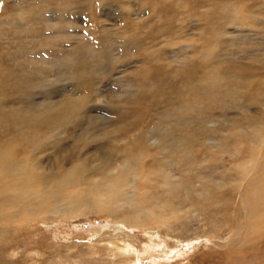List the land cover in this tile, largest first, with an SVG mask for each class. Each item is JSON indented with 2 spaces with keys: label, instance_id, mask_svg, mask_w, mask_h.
<instances>
[{
  "label": "rangeland",
  "instance_id": "obj_1",
  "mask_svg": "<svg viewBox=\"0 0 264 264\" xmlns=\"http://www.w3.org/2000/svg\"><path fill=\"white\" fill-rule=\"evenodd\" d=\"M67 1L0 0V74L8 71L0 88L21 77L17 89L27 100L17 108L29 116L46 114L47 102L66 107L62 126L52 129L0 118V146L14 163L13 171L0 172V188L7 173L16 181L28 164L39 172L58 168L61 176L78 162H100V172L112 178L128 156L120 151L129 153L140 133L147 153L129 159L136 176L129 173L113 199L95 197L93 206L71 214L48 208L70 186L57 187L56 177L35 182L34 169L28 182L19 179L21 196L38 192L43 199L29 197L36 206L29 213L23 203L6 207L19 217L9 224L0 219V264H264V0H110L105 10L96 0H73L75 15L55 23L58 14L73 13ZM35 9L45 14L37 22ZM17 16L25 25L6 22ZM31 21L39 28L55 24L66 32L58 36L66 45L80 43L56 59L40 55L31 62L38 44L22 34L34 27ZM92 25L94 50L86 44ZM109 37L119 43L110 45ZM38 62L51 73L65 67L69 77L43 81ZM34 81L43 88L33 93L27 88ZM11 88L0 95L18 94ZM0 105L11 108L1 97ZM123 118L126 141L119 138ZM53 133L68 155L51 163L57 146L46 145ZM5 190L1 202L18 200ZM134 213L158 220L130 226L124 216Z\"/></svg>",
  "mask_w": 264,
  "mask_h": 264
},
{
  "label": "bare ground",
  "instance_id": "obj_2",
  "mask_svg": "<svg viewBox=\"0 0 264 264\" xmlns=\"http://www.w3.org/2000/svg\"><path fill=\"white\" fill-rule=\"evenodd\" d=\"M36 1V0H35ZM61 1V0H59ZM73 0L70 1H67L65 3H63V5L66 7L68 6H71V10L73 8V3H72ZM97 2H99L100 4V7L101 8H105V7H108L109 4L111 3L110 0H96ZM33 2V1H32ZM43 2V1H42ZM26 3V1H25ZM57 3V1H56ZM43 4V3H42ZM58 4V3H57ZM32 5V4H31ZM56 5V4H55ZM27 7V6H26ZM29 7V6H28ZM36 7V6H35ZM57 8V6H55ZM64 8V7H62ZM31 10V9H30ZM45 10V13L49 11L46 10V8L44 9ZM57 10V9H56ZM105 10V9H104ZM114 10V9H113ZM35 12H37V15L34 19V21H36L37 19L38 20H41L44 18V12L42 15L41 11L38 9H35L34 10ZM60 11V10H59ZM52 12V11H51ZM50 12V13H51ZM61 12V11H60ZM71 12V11H70ZM73 13H68L67 15L66 14H63V15H60L58 14V17L57 19H55L56 21L60 20L62 17H64L63 20H66L68 19L69 20V17H67L68 15H75L74 11L72 10ZM25 14L27 15H31V14H35L33 11L31 12H27V10L24 11ZM54 13H56V11H54ZM57 14V13H56ZM55 14V15H56ZM13 16V15H12ZM57 16V15H56ZM66 17V18H65ZM19 18H21V16H17L16 18H8L6 19V22H10V23H13L14 20H17L18 23L16 24H21V25H25V21L24 20H19ZM14 19V20H13ZM50 21H52L51 19V16L48 18ZM62 20V19H61ZM62 20V21H63ZM33 21V22H34ZM55 22V23H59V22ZM61 21V22H62ZM67 21V20H66ZM207 21V20H206ZM32 21L30 22V24L34 25V27H31L30 29H26L24 30V32H22L23 34V37L26 39H29V37L31 36V38H33L38 44V47H34V49L30 50V54L29 56L31 57V62L34 61V59L37 58V56H40V55H47V58L46 60H51L52 58L56 59V54H65L64 53V49L67 50L68 47L66 46H72L77 43H80L79 39H77L75 42H73L72 44L70 45H66L65 42L63 40H60L58 38L59 35H64L66 37V32L65 31H60V30H56L55 28V24H53V26H50V25H47L46 27L44 28H39L37 25H35V23H33ZM37 22V21H36ZM49 23V22H48ZM63 26V25H62ZM69 29H74V25L73 26H69L68 27ZM67 29V28H66ZM78 29V27H77ZM64 30V29H63ZM94 30H95V27L92 25V29L90 31L87 32V40H89L90 42H86L87 43H90L89 44V49L91 50H94L95 47H94V44L96 43L97 39L93 36V33H94ZM21 32V31H20ZM112 32V31H111ZM114 33V32H113ZM67 35H68V32H67ZM115 36V35H114ZM16 38V37H15ZM111 42L109 43L110 45L113 44V43H119V41H117L118 39H115V38H111ZM20 39V38H19ZM38 40V41H37ZM105 41H107V38L104 39ZM104 40H103V43H104ZM16 41V40H15ZM82 41V42H83ZM127 40H125L124 42H126ZM29 43V41H27ZM34 42V41H33ZM51 42L53 43V45L51 44ZM84 42V43H85ZM35 44V45H36ZM108 44V43H107ZM77 46V45H76ZM100 46V45H99ZM98 46V47H99ZM66 47V48H65ZM97 47V45H96ZM51 48H55L56 51L54 52ZM64 48V49H63ZM100 48V47H99ZM121 48V47H120ZM59 49H61V51H59ZM114 50H117L115 49V46L112 48V51ZM92 52V51H91ZM61 57V56H60ZM91 59V58H89ZM58 61H60L61 59H57ZM92 61V60H91ZM45 64L46 62L43 61ZM87 63V62H86ZM39 65L41 69V75L44 74L43 76V81L45 79H48L49 77H54V78H58L60 81L62 82H66L65 80L69 77V74L65 72V67L63 68H57L55 72L51 73L49 71H51V68L49 69L48 67H45V65L43 66L42 63L38 62L37 63ZM84 64V63H83ZM90 65V64H89ZM87 67V66H86ZM39 70V69H38ZM61 70H63L61 72ZM40 71V70H39ZM48 71V74H47V78L45 76V73ZM60 71V72H58ZM8 71H5V72H1L0 76L1 77H4L6 76V74ZM98 73V72H97ZM72 78V77H71ZM22 82V79L21 77H15V78H10L7 80L5 86L3 88H0V92H3L4 94L7 93L8 91H13L11 87L13 88H16V95L14 96H10V95H7L6 94V97L5 96H2L0 95L2 101H5L6 103L9 104L8 107H11L10 109L9 108H3V109H0V118L1 119H6V118H10V119H20L22 121H25V120H29L30 119V125H33V126H38V125H41V124H45L49 129H52L53 127L55 126H62V123L61 121H63V119L66 117V107L63 105V104H54L52 105L51 103L47 102L48 105H49V109H47V113L42 115V116H32V115H28V114H24L22 113V111L19 110V108H17L18 106L20 105H23L22 103H20L21 101H25L27 100V98L25 97V95L23 94H19L20 92L18 91L17 87L18 85ZM102 82V81H101ZM27 83V82H26ZM43 83H40V82H37V81H34L32 82L30 85H32V87H29L27 88L30 92H36V91H39L40 89L43 88V86H41ZM78 82H75V85H77ZM20 101V102H19ZM5 105V104H4ZM10 105H13V106H10ZM1 106V105H0ZM7 106V105H5ZM24 109V108H23ZM34 108H32L33 110ZM82 109V108H81ZM22 110V109H21ZM79 110V109H78ZM15 111L16 114L14 115H9V113ZM28 111V110H26ZM24 112V111H23ZM81 120H82V117H81ZM80 120V121H81ZM126 119L123 118V122H121L120 124V128L119 130L120 131H124L122 132L123 133V136H120L119 138L120 139H124L126 141V137L123 138L124 136H127V127L124 125V121ZM135 121V119H134ZM5 123V122H4ZM128 123V122H127ZM11 125V124H10ZM83 125V124H82ZM81 125V126H82ZM136 122L134 123V129H136ZM18 126V125H17ZM53 126V127H52ZM130 126V125H129ZM133 126V125H132ZM131 126V127H132ZM130 128V127H129ZM20 129V127H19ZM137 130V129H136ZM27 131V130H26ZM30 132V131H29ZM35 134L37 133L36 131H34ZM10 133H17L15 131H9L8 133L6 134H10ZM32 134V132H30ZM34 135V134H33ZM7 136V135H6ZM14 137V136H13ZM2 138V137H1ZM0 138V139H1ZM20 138V137H19ZM17 138V139H19ZM10 139V138H9ZM8 139V140H9ZM16 139V140H17ZM21 139V138H20ZM25 139V138H24ZM61 135H59V133H53L51 136H50V140H49V143L46 145V146H51V145H56L57 146V152L55 151V155L53 157H49V159H51V163L52 161H56V159L62 155L63 158L65 159L67 152L64 151V149L62 148L61 144H60V141H61ZM15 140V138H14ZM48 140V139H47ZM134 142H135V145H133L131 143V146L130 148L128 147L127 145V150L130 151L129 153L127 152H124L123 150H121L120 152H122V154H128L127 155H124V160H123V166L122 168L119 170V169H114L113 171H110L111 173H113L114 175H112V178H106L105 174L103 172H100L101 170V163L98 162L96 164H93L92 166H89V164L85 161L83 162H78L77 163V166L75 167H69L68 169H66V171H64V173L61 175V176H57L58 174V168H48L45 166V169L46 170H43L41 172L39 167L38 166H30L29 164L28 165H25L24 167L22 168H19L18 172H19V176L21 178H16V181L14 180V177L7 173L5 175L6 179H7V182L4 186H2L0 188V197H1V194H2V189H5V191L7 190H12L14 193H16V196L18 198V200H13L11 203H6V202H1L0 200V219L1 221H3L4 223H6L8 221V224L11 223L9 222V219L10 218H18V214H13V210H11V212H7L6 211V207L7 206H10L11 208L12 207H15L16 205H19L21 206V203L24 204V210L27 211L28 213L29 212H32L33 209L36 207V206H33V202H27V200L29 199V197L33 198L37 204L41 202V200L43 199V196L42 194H39L37 192V189H36V192L37 193H31L29 196H27L25 193H22V196L20 195V192H21V189L18 190V181L19 179H22L24 182H28L29 181V177H33L34 176V172H33V169L35 172H37V176L36 177H33L35 178V182H37V179L40 183H42L43 181L47 180V179H51L53 177H56L58 179V182H57V187L58 186H64V185H67V186H70L71 187V191L68 195L64 196L63 193H61L60 189H58V191L61 193V198L62 200L60 201H57L56 203H53V204H49L48 203V208L51 210V211H55L56 209H59V208H62L61 211H63V213H70L71 212H74L76 209L78 211L80 205H82L84 208H89L91 206L94 205L95 203V197L97 198V200H99V198H101L102 196H108L110 199H113L116 195V192L117 190L120 188V187H124L125 185V179L126 177L128 176V174H133L135 175L136 173L133 172V167L128 164V161L130 159L131 160H139L143 157V154L144 153H147V148L145 147L144 145V140L142 138V135L141 133L140 134H137L135 139H134ZM22 143H20L21 145ZM31 144V143H30ZM30 144H28L29 146L27 147L29 149L32 148L33 145L30 146ZM23 145V144H22ZM37 145V144H36ZM70 145V144H69ZM15 147V142H14V145ZM27 146V145H25ZM25 148V147H24ZM42 148V147H41ZM85 148V147H84ZM30 150V149H29ZM76 150H78V148L76 147ZM40 151V150H39ZM47 151H50V149L48 148ZM79 151V150H78ZM32 152H38L36 149H33ZM138 152V153H136ZM80 153V152H79ZM13 152H11L10 154V158L12 156ZM57 154V155H56ZM9 155V151L7 149H5L4 146H0V172L3 171V172H8V171H13L14 170V163H8L7 160H6V156ZM40 155V154H39ZM70 155V154H69ZM75 154L72 152V154L69 156V157H72L74 156ZM83 158V156H82ZM114 159V158H113ZM113 159H110V158H106V162L108 164H112L113 163ZM54 161V162H55ZM7 162V163H6ZM14 162V161H13ZM60 161L56 162L57 164L59 163ZM135 162V161H134ZM103 163V162H102ZM130 163V162H129ZM133 163V162H131ZM68 164V163H67ZM107 164V165H108ZM118 164V163H117ZM64 165V164H63ZM136 165V164H135ZM138 165V164H137ZM50 166H54L53 164H51ZM114 166V165H113ZM55 167V166H54ZM42 168V167H41ZM105 171L107 168H104ZM109 170V169H108ZM54 171V172H53ZM109 172V173H110ZM138 172V171H137ZM109 173H107L109 175ZM98 175L97 178L93 175ZM138 174V173H137ZM15 175V174H14ZM107 175V177H108ZM136 176V175H135ZM72 177L74 179H72ZM93 179L92 181L89 180V179ZM78 181V182H77ZM24 184V183H23ZM259 184H264V179L259 183ZM39 185V184H38ZM81 185H85L86 186V190H82V188L80 189V186ZM258 185V184H257ZM0 186H1V183H0ZM250 186L248 187H245V190L248 189ZM253 187H256L253 185ZM23 188V187H22ZM26 188V184H25V187L23 189ZM76 188V189H75ZM253 190V189H252ZM250 189V191H252ZM207 192H209V189L206 190ZM33 192V191H32ZM75 193V194H74ZM249 193V192H248ZM252 193V192H251ZM8 194V193H7ZM74 194V196H73ZM255 194V193H254ZM62 195L64 197H62ZM207 195V194H206ZM7 196V195H5ZM30 198V199H31ZM263 198V197H262ZM5 199V198H4ZM253 199V198H251ZM256 199V198H255ZM32 200V199H31ZM101 201V199H100ZM99 201V202H100ZM97 202V201H96ZM104 203H102L103 205ZM36 205V204H35ZM40 206V204H39ZM38 206V208L40 209V207ZM107 206V204L105 205ZM45 207V206H44ZM109 207V206H108ZM37 208V209H38ZM83 208V209H84ZM103 210L104 211L106 210L103 206L99 209V210ZM113 208H108L106 212L112 210ZM60 210V209H59ZM35 211V210H34ZM138 211V210H137ZM18 213V211H17ZM136 213H134L133 215H135ZM148 219H153L155 221L158 220V218L156 217H153L151 214L149 213H143V215L141 216H124V220L126 222L130 224H133V225H144L146 222H149L150 220ZM148 220V221H146ZM7 224V223H6ZM133 225H130V226H133ZM240 228V227H239ZM242 230V228H241ZM237 233V232H236ZM239 235V233H238ZM118 236V235H117ZM126 252V251H125ZM123 255V254H122Z\"/></svg>",
  "mask_w": 264,
  "mask_h": 264
}]
</instances>
